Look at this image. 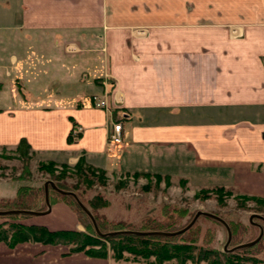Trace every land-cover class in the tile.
Returning a JSON list of instances; mask_svg holds the SVG:
<instances>
[{
	"label": "crops",
	"instance_id": "obj_1",
	"mask_svg": "<svg viewBox=\"0 0 264 264\" xmlns=\"http://www.w3.org/2000/svg\"><path fill=\"white\" fill-rule=\"evenodd\" d=\"M130 22L154 28L109 32ZM101 23L110 27L97 33ZM228 23L247 25L239 26L241 34L227 33ZM159 27L166 33L152 32ZM224 53L228 69L242 70L244 77L238 73L223 84ZM261 58L264 0H0V146L13 147L23 137L32 150L54 160L71 165L81 154L104 171L146 168V162L155 172L171 174L181 161L186 172L191 159L199 172H228L238 189L261 193L251 169L264 174ZM205 70L214 73L208 77ZM103 93L108 109L93 103ZM206 103L212 119L194 120L200 113L190 111H202ZM227 103H236L235 110L245 105L249 113L218 120L219 107ZM111 119L121 120L120 143L107 140ZM70 129L78 133L72 141ZM34 222L82 228L62 202ZM0 264L111 261L64 243L0 240Z\"/></svg>",
	"mask_w": 264,
	"mask_h": 264
},
{
	"label": "rangeland",
	"instance_id": "obj_2",
	"mask_svg": "<svg viewBox=\"0 0 264 264\" xmlns=\"http://www.w3.org/2000/svg\"><path fill=\"white\" fill-rule=\"evenodd\" d=\"M211 24L213 22L209 21H200L198 23V25L202 26ZM228 24L225 28L227 33L239 34L243 31L239 26L241 24L247 25V23ZM113 26L109 31L111 33H121L120 31L134 34L148 33L149 29L154 28L135 22L125 23L122 28L117 27V25ZM109 27L110 25L101 23V29L96 31L97 33H104ZM154 30L152 31L154 33H166L165 30L167 28L159 27ZM191 31L195 33H212L215 29L192 28ZM225 54L222 56L223 63L227 69L222 72L223 84L227 83V81L233 82L232 80L235 79L238 73L240 78L244 77L242 70L234 71L228 69L230 68L228 66L229 60ZM261 60L264 63V58H261ZM249 61H254L252 55H250ZM206 72L209 77V74L211 72L214 73V70H205ZM250 73L252 71L248 70V74ZM17 88L18 92L21 93L20 88ZM229 88L228 85L223 87L228 92ZM97 96L101 97L102 95ZM206 105V109L202 108V111H198L197 108L194 113L190 111L192 116H197L200 113V118L196 117L194 120L206 122L212 119L210 115L214 114L213 108H211L210 103H206ZM235 105L236 103H227L220 106L217 114L221 117L218 120H229L228 122H231L235 119L228 117L229 115L241 116L240 114L249 113L245 105L239 104V108L236 110ZM158 119L160 121L166 120L164 118ZM117 143H120V141ZM79 156L83 155L80 154ZM52 157L54 156L32 150L29 144L26 146L25 143L19 145L16 143L13 147L0 146V210L10 208L45 209L43 183L45 180H51L60 189L74 191L79 200L90 211L95 222L96 219L101 222L104 220L112 223L121 222L125 227H128L126 229L133 228L136 230L142 223L155 221L165 223L170 221V219L173 221L175 214L183 211L182 214L180 213L181 217L179 216L178 220H174L178 224L176 228L180 229L181 225L184 226L191 219L194 212L200 209L217 214L226 221V224L228 223V227H232V238L229 239L226 245V248H230L236 243L254 239L259 232L257 224H260L262 233L254 244L248 246V254H255L264 260V220L256 216L250 217L253 213L264 217V181L261 179L264 174L261 168L252 167L251 169L256 170L253 176L256 175L257 183L262 188V192L246 193L235 186L236 183L232 182L233 177L228 172H199V169L194 166V162L191 159L187 163L189 168L185 166L186 172L183 171L185 169L182 168L183 164L180 161V167H177L175 171H172L174 173L171 174L155 172L146 162L141 165L146 168H140L136 165L131 167L127 165V167L123 168H114L112 166L108 171H104L102 168L95 166L97 168L95 170H86L87 173H79L75 165L54 160ZM85 162L88 163L86 160ZM176 164L178 165V163ZM81 167L86 168V164H81ZM181 171L187 175H183ZM47 188L50 207L54 202L64 203L74 212L82 225V228L78 230L86 231V226L81 222L83 216L78 215L77 202L73 196L60 193L49 184H47ZM18 195L24 201L25 207H19L10 201V199ZM42 215L24 213L11 218L7 216V213H0V222L14 220L24 223H36L34 220ZM86 217L89 219L88 215ZM189 227L190 230L186 233V236L197 237V243L201 241L202 244L207 243L217 249L223 247L227 235L226 228L217 219L199 214L187 228L189 229ZM64 244L69 249L75 246L73 243ZM94 247L98 248L97 245ZM122 254V257L114 259L111 256V251L107 249L106 256L110 257L111 264H156L155 261H152L151 256L143 258L136 255L134 257L126 251H123ZM174 262L172 259L166 262L163 261L161 264H174ZM185 264L194 263L188 259ZM197 264L209 263L204 259L199 260Z\"/></svg>",
	"mask_w": 264,
	"mask_h": 264
},
{
	"label": "trees",
	"instance_id": "obj_3",
	"mask_svg": "<svg viewBox=\"0 0 264 264\" xmlns=\"http://www.w3.org/2000/svg\"><path fill=\"white\" fill-rule=\"evenodd\" d=\"M70 129L67 134V140L72 141L77 138L78 133ZM25 143L26 140L21 137L17 144ZM86 164V168L81 167ZM79 173H87L86 170H95V166L86 163L83 156H79L77 162L73 164ZM93 174V173H92ZM146 174V173H145ZM71 196V195H70ZM19 207H25V203L18 195L10 199ZM10 202V203H11ZM71 206V205H70ZM78 206V215L83 216L81 222L86 226V231L73 228H48L44 224L24 223L20 221H1L0 222V240L8 245H13L18 241L30 240L43 243H73L75 246L71 250H81L89 255L106 256L107 249L111 251L114 259L122 257V252L126 251L132 256H142L143 258L152 257V261L161 264L163 261L174 260V264H185L186 260L197 264L199 260H207L209 264H264L263 258L255 254H248V246L237 247L234 249H217L205 243H197V237H187L189 229L180 232L162 234V233H135V232H114L105 235H99L95 232L91 220L86 213ZM182 214L183 211H180ZM180 213L175 214L174 220H178ZM18 214L7 213V216L13 218ZM181 217V216H180ZM168 222H149L142 223L136 230L150 231L176 230L177 221ZM97 227L100 231H113L128 228L121 222H105L96 219ZM186 224V223H185ZM184 224V225H185ZM228 224V223H227ZM183 225H181L182 227ZM229 226V225H228ZM180 228V227H179ZM130 229V228H129ZM133 229V228H132ZM230 238H232V227H229ZM98 246L95 248L94 246Z\"/></svg>",
	"mask_w": 264,
	"mask_h": 264
},
{
	"label": "water",
	"instance_id": "obj_4",
	"mask_svg": "<svg viewBox=\"0 0 264 264\" xmlns=\"http://www.w3.org/2000/svg\"><path fill=\"white\" fill-rule=\"evenodd\" d=\"M47 184H49L52 188H54L56 191H58L60 193H65V194L72 195L73 198L75 199V201L77 202V204L79 205V207L88 215V217L90 218V220L92 222V226H93L95 232L97 234H99V235H105V234H110V233L120 232V231H122V232H135V233L151 232V233H162V234H170V233L180 232V231L186 229L188 226H190V224L194 221V219L196 218V216L199 215V214H204V215L213 217V218L217 219L218 221H220L225 226L227 235H226V240H225L224 245H223V248L224 249H234V248H237V247H243V246H247V245L253 244L254 242H256L258 240V238L260 237V235L262 233V228H261L260 224H257L258 227H259V232H258L257 236L254 239L249 240V241L239 242V243H236L235 245H233L230 248H226V245L228 244V241L230 239V230H229L228 225L226 224V221L223 218H221L220 216H218L217 214L213 213V212H209V211H205V210H200V209H197L194 212V214L191 217V219L183 227H181L180 229L174 230V231H163V230L142 231V230H135V229H126V228H124V229H119V230L102 232V231H100L98 229V227L96 225V222H95L92 214L90 213V211L79 200V198L77 197V195L75 194V192L72 191V190L60 189L51 180H45L44 183H43V199H44V203L46 205V208L45 209H42V210H33V209H25V208H10V209H2V210H0V213L43 214V213L48 212L50 210V203H49V200H48V188H47ZM251 216H256V217H259V218H261V219L264 220V217L263 216H261L259 214H256V213L251 214L250 217Z\"/></svg>",
	"mask_w": 264,
	"mask_h": 264
},
{
	"label": "built area",
	"instance_id": "obj_5",
	"mask_svg": "<svg viewBox=\"0 0 264 264\" xmlns=\"http://www.w3.org/2000/svg\"><path fill=\"white\" fill-rule=\"evenodd\" d=\"M93 103L96 106L104 107L108 109V104L106 101V95L103 93L101 97L95 96L93 98ZM121 139V120H110V125L107 130V140L113 143H117Z\"/></svg>",
	"mask_w": 264,
	"mask_h": 264
},
{
	"label": "bare ground",
	"instance_id": "obj_6",
	"mask_svg": "<svg viewBox=\"0 0 264 264\" xmlns=\"http://www.w3.org/2000/svg\"><path fill=\"white\" fill-rule=\"evenodd\" d=\"M254 244V243H253ZM250 245H252V244H250ZM247 246H249V245H247Z\"/></svg>",
	"mask_w": 264,
	"mask_h": 264
}]
</instances>
